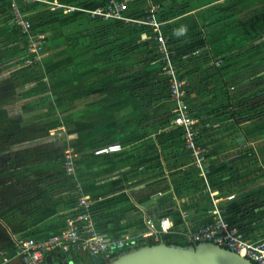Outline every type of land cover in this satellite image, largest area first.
<instances>
[{"label":"crops","instance_id":"1","mask_svg":"<svg viewBox=\"0 0 264 264\" xmlns=\"http://www.w3.org/2000/svg\"><path fill=\"white\" fill-rule=\"evenodd\" d=\"M123 1L127 6L125 14L132 17L139 16L148 2ZM92 2L95 1L0 0V42L8 44L3 46L0 43V65L3 64L8 70L17 73L14 77L21 78L20 83L14 85L8 81L9 75L5 80L0 77V93H4L1 97L4 103L0 104V111L5 109L8 117L14 119L22 114L21 111L33 112L34 108L39 106L42 109L43 106L44 114H49L46 113L49 110V101H53L50 98L43 99L50 94L49 90L44 91L42 87L47 88L50 84L65 88L72 82L77 93L74 98H78L74 101V117L69 118L70 124H65L64 118L62 123H50V116L43 123L47 128L50 125V128L66 126L65 130L76 129L67 133L71 136L69 145L72 146L71 153L74 155L72 176L66 178L67 174H61L63 171L55 168V163L50 165L52 168L43 170L39 169L40 167L26 169L28 165H25L26 168L22 170L10 169L11 174L6 183L8 188L0 190V242L6 241L8 244H4V249L0 251V264H22L17 259L4 260L8 258L5 257L7 247L13 239L56 233L64 226L66 218L75 215L74 204L79 195L86 196L92 202V215L95 217L97 231L106 236H128L139 240L146 229L145 222L158 221L161 216L169 217L172 222L173 218L181 219L184 228L201 225L207 223L214 208H218L231 224L250 238L264 239V217L257 220L254 218V215L256 217L264 212V119L238 128L236 124H232L229 114L222 113L224 108L229 109L226 103V89L212 87L220 83L219 77L220 81H226L227 74L222 72L220 75L218 68L223 69L228 63L222 64L219 60L212 66L216 75L208 74L206 69L198 72L193 68L201 62L205 66L207 61L190 56L181 62L180 69V75L187 81L184 101L189 110L199 112L202 117V122L199 123V137L203 143L209 144L208 162L211 166L225 168L214 176L213 181L219 183L225 177L238 171L244 172L251 166L262 167L259 176H256L258 170L246 174L245 177L251 174L254 177L246 183L238 185L240 182H235L233 185L213 187L217 191L218 199L217 207H214L197 179L186 145L171 146L179 140V136H169L176 127L167 116L175 112V104L168 98L167 93L161 98H130L125 88L118 90L119 93H115L117 89L101 92L107 87L105 81L104 87L103 84L98 86L94 82L88 84L87 89L81 88V82H93L99 75L97 59L94 56L97 49H92V45L96 48V32L102 30L100 33L104 35L107 33L104 30H108L109 26L107 22L94 19L81 11L67 13L61 8L53 9V6L60 3L86 8ZM13 5L20 9L26 19L37 24L45 38L42 53L47 51V56L43 55L38 67H17L16 60L22 56L26 43L18 32L14 34ZM170 10L167 11L169 16L164 26L168 39L179 41L198 33L195 30H199L200 23H203V14L183 10L177 14ZM191 31L195 32L186 35ZM149 36L155 43L154 38ZM218 39L219 37L214 35L206 38L208 42L215 41L209 46L212 45L213 51L217 52L225 45L221 44L223 40ZM87 47L92 49L91 52L87 51ZM67 49L73 50L72 53L60 54V51ZM12 52L16 53L13 59L9 57ZM190 60L194 63L193 66H189ZM142 61L144 67H140L135 73L121 74V78L129 74L135 78L162 67L161 62L155 60L153 55L143 56ZM104 64V71L108 73L111 69L109 62ZM220 64L223 66H219ZM41 66L47 72L43 74L44 77L38 73L42 70ZM109 75V78H112V73ZM236 84L237 82H233V86ZM229 88L233 89L232 86ZM60 91L62 95L65 94L63 89ZM93 92L100 93L103 97L99 100L92 99ZM54 93H57V88ZM82 96H89L83 108L80 104ZM24 101L28 103H22ZM79 125L89 127L78 130ZM56 140L53 138L46 141L44 144L50 145H47L48 153L44 157H40V153L37 154L36 159L30 163L38 164L42 160L54 159L55 157H51V151L53 141ZM114 143L121 144L122 150L109 154L94 153L96 148ZM31 151L34 153L37 150ZM4 153L10 151L4 150L0 152V156ZM29 154L27 150L26 156L29 157ZM22 155H25V150ZM8 157L13 159L14 155ZM0 160L4 162L1 171L5 168L4 155ZM4 179L5 177H0V183ZM229 194H234V197L229 198ZM235 203L238 206L232 209ZM247 214L252 215V219L247 218ZM130 226L136 227L135 230H130ZM72 252L73 255L67 256L69 261L94 264L87 252ZM52 255L54 257L55 253ZM82 257L85 258V263H78ZM56 260L59 262L58 258Z\"/></svg>","mask_w":264,"mask_h":264},{"label":"rangeland","instance_id":"2","mask_svg":"<svg viewBox=\"0 0 264 264\" xmlns=\"http://www.w3.org/2000/svg\"><path fill=\"white\" fill-rule=\"evenodd\" d=\"M261 1L262 0H161L160 1V3L162 2L161 6L159 4V8L157 10V18L160 19L163 25L165 26L166 20L169 16L167 11L170 9H171L170 10L171 12L174 11L177 14L181 10L188 11V12L193 11L194 13L203 14V17L201 19L203 23H200L201 25H199L198 27L199 30H195V31H198V33H202L205 38H210L211 35H214L215 37H219L220 40L219 39L218 40L219 41L223 40L221 44L224 43L225 45L223 46L222 50L217 52V51H213L212 45L209 46L210 45L209 44L205 46L202 50H200L198 53L193 54L194 56L191 55V57H196V58L200 57V58H204L205 61H207V65L204 66V63L201 62L199 65L193 68L198 72H201L204 69H206L208 70L207 71L208 74L213 73L214 75H216V72L214 70L215 68H213L212 66H215L216 62H218L219 60L222 61V64L223 62L228 63L225 66V68L224 67L223 69L218 68L219 70L218 72H220V75H222L221 74L222 72L223 73L225 72L228 78L226 79V81H223V80L220 81V77H219L220 83L212 87V88L221 87V89H227L226 96H228L227 94L228 92H230V90L231 92H234L237 89L235 93L237 94L238 92L243 91L245 88L254 87L256 82H259L261 84L263 83L262 82L263 80L249 82V78L258 76L259 74L264 72V23L256 26L255 28H253L251 31L247 33L242 32V26L240 25V21L242 20V15L244 14V11L247 9L250 10L251 7H254ZM162 13H165V14H162ZM107 25L109 26V29L104 30V31H107V33H105L104 35L100 33V31L102 30L96 32V36L94 38L96 48H94L92 45V49H97L96 51L97 53L96 54L93 53V54L97 59L96 61L97 67H98L97 72L99 75H97V78L93 82H89V80L81 82L82 83L81 88L85 87L87 89L88 84L94 83V82H96L98 86H102L100 84H103V87H104V81L107 86L104 88H111V87L119 86L121 84H125L123 88H125L128 91V94L130 96L131 94H134L135 92H139L140 90L144 89L145 84L143 83V81L129 84L130 82L129 80L133 78L132 75L129 74V76H124L123 78H121V74H124L127 72L135 73L140 67H144L142 63L143 62L142 59L145 54L146 45L147 46L152 45L153 39L149 36L151 34H149L145 30V28H142L138 26L137 24H126L127 27L124 25L125 28L123 27V24L121 25L118 23L116 24L107 23ZM195 31L187 32L186 35H192L193 32ZM165 37L168 40V37L167 36ZM0 43H2L3 46L8 45L6 44L7 42L6 43L0 42ZM243 44L248 45L244 50L236 51L225 58H222V56L220 57L218 56L219 53L225 50L234 49ZM26 47H27V43L23 47L22 56L20 55V57L16 60L18 62L17 67L32 66V64L26 65V63H24V60L28 56V53H25ZM43 47L44 45L42 46L40 53L35 55V56H40V59H38L36 62L38 61L42 62L43 55L44 57L47 56V51L45 53L43 51L42 53ZM92 49L87 47V51L89 52H91ZM72 51L73 50L71 49L69 50L67 49V51H60V54L72 53ZM212 52H217V53H212ZM14 55H16V53L12 52V54L9 55V57L13 59L15 58ZM146 60L147 59H145V61ZM210 61L211 63H209ZM108 62H109L108 66L109 68L111 67V69H109L107 73L104 71L105 70L104 63H108ZM189 62L191 63L189 66H193L194 63H192L191 60ZM38 63H35V65ZM222 64H220L219 66H221ZM36 67H38V65ZM0 68H1L0 77H3L1 79H4V78L7 79L9 75L10 80L8 81L12 82L14 85L21 80L20 77H14V75H16L17 73H14L8 70V68L4 67L3 64L0 65ZM40 69H42L41 71L40 70L38 71L40 75L47 73L43 66H41ZM19 72L20 70L18 71V73ZM109 73H112V76H111L112 78H109L110 76ZM106 78H108V80H105ZM233 82H237V84L234 85L235 87L234 90L229 87H226L227 84H230L231 86H233ZM69 83L70 84L67 85L65 88H62L60 85L52 86L51 84L48 85L47 88L45 86L42 87V90L44 91L49 90L48 94H50V96L43 97V99L50 98V100L53 101V103L49 101V107H48L49 110L48 112H46V113H49L47 114L48 116L44 114V111H45L43 109L44 107L42 106V109H41L38 106V108H34L33 112L21 111L22 114H19V116L14 118V121L16 120V123L18 121L20 123H26L27 125L32 124L33 125L32 127H35L36 132H34V130L33 132L27 131L25 138L21 139L20 141L16 140L17 142L15 143L16 145L10 146L8 151L15 152L17 150L21 154V153H24V150L34 149V150H37L36 152L38 154L40 153V156H45V154L48 153L46 152V150H47V145H49V143H47V145L44 143L54 138L57 140L53 141L54 143L52 145L53 151H51L52 153L51 157H55L57 153L66 155L67 152H73L72 146L69 145L71 136L65 132L66 126H64V128L63 127L61 128V126L60 127L56 126L57 128L55 127L50 128V125H49L47 128L46 124H43L44 121L49 116L51 119L50 123H53V124L62 123L63 118H64L66 121L65 124L67 123L70 124L69 118L72 119L74 117L73 116V109L75 105L74 101L75 99L77 101L78 98H74L76 97L77 93H76L73 83L72 82H69ZM223 83H224V86H222ZM55 88H57V93H54ZM62 89H63V93H65L64 95H62V91H60ZM116 91L117 92L115 93H119L120 90L119 91L116 90ZM123 92L125 91L123 90ZM261 92H264V90L257 93L260 101L264 100V93H261ZM3 94L4 93L2 92L0 93V99L3 96ZM231 95L233 94L231 93ZM101 96L102 95L100 93H94V92L91 93L92 99L99 100ZM88 99H89V96H82L80 104L83 105L85 102L87 103ZM252 100L254 102L257 99L253 98ZM25 102L27 101H24L22 103H25ZM236 102H238L237 99H234L233 97L232 98L228 97L226 103L227 105L231 104L229 105V108L232 109L234 108V105L237 104ZM84 105L82 106V108L84 107ZM262 112L263 111H259L255 114H252L250 118L255 117L258 119L260 118V114H262ZM24 118H26V120ZM242 120L244 119L241 118L239 121L242 122ZM14 121L0 123L1 143H7L8 142L7 138L10 136V132L16 131V125ZM24 126H25L24 130H26L27 126L26 125ZM20 131L21 129H17L16 133ZM4 154H10V153H4ZM3 163L4 162L0 160V165H2ZM42 163H45V161L42 160L36 165L31 163V165L33 166L30 167V169L34 167L42 168ZM2 167L3 165L0 168ZM56 167L57 165L55 166V168ZM48 168H52V167L48 166ZM19 170H22V169H19ZM72 174H67V176L66 175L65 176L66 178H69L70 176H72ZM6 186H7L6 183H5V186L3 185L0 186V190L8 188ZM2 200H4V197L2 198ZM94 220H95V217L93 218V222ZM180 227L183 228L184 226L181 225ZM134 228L136 227L130 226L129 229L135 230ZM102 235H105V234H102ZM144 240H146V238L142 239V241ZM5 242L6 241L0 242V251L4 249L5 247L4 244L7 243Z\"/></svg>","mask_w":264,"mask_h":264},{"label":"built area","instance_id":"3","mask_svg":"<svg viewBox=\"0 0 264 264\" xmlns=\"http://www.w3.org/2000/svg\"><path fill=\"white\" fill-rule=\"evenodd\" d=\"M106 5L95 9H86L74 5L56 3L53 9L61 8L67 13L81 11L94 19L104 22L131 23L146 27L155 40L157 51L161 54L162 65L169 76L168 98L175 104V114L171 123L180 127L183 131L186 148L189 151L191 165L197 172V179L204 188L211 204L217 207L216 192L213 189V181L209 177L208 153L209 146L205 145L198 136L199 122L190 114L189 106L184 101L186 96V82L177 71V64L170 61V51L167 38L164 33V25L157 18L159 0H148L144 7V15L136 18L127 16L126 2L123 0H104ZM12 22L18 25L24 35L28 53L24 60L26 65L37 63L44 38L43 35L32 29V22L24 17V14L15 5L12 6ZM146 29V30H147ZM39 62V61H38ZM122 146L119 143L102 145L94 150L96 155L119 152ZM74 155L67 152L65 155L64 169L67 174L74 172ZM234 194H229V198ZM75 215L65 219V224L56 233L47 236H20L13 239L12 256L4 258L17 259L22 264H47L46 257L56 252H69L73 250L84 251L91 256L95 255L105 260L111 258L114 253L138 245L137 240L128 236H106L99 234L95 222H93L92 202L86 196H78L74 208ZM145 231L141 238H152L159 241L162 235L179 236L188 244L199 242H213L221 247L242 254L255 264H264V239L250 238L237 226L231 224L218 208H214L210 221L201 225L175 228L171 219L167 216L158 221L147 220Z\"/></svg>","mask_w":264,"mask_h":264},{"label":"trees","instance_id":"4","mask_svg":"<svg viewBox=\"0 0 264 264\" xmlns=\"http://www.w3.org/2000/svg\"><path fill=\"white\" fill-rule=\"evenodd\" d=\"M95 2H92V4L86 6V9H95L97 7H103L106 5V1L104 0H94ZM144 15V12L142 11V13L137 16L142 17ZM136 17V18H137ZM31 21V20H30ZM102 21V20H101ZM32 22V21H31ZM107 23H113L116 24L115 22H107ZM264 23V0H262L261 2H259L257 5H255L254 7H251L250 10L247 9L244 11V14L242 15V20L240 21V25L242 26V32L243 33H247L249 31H251L253 28H255L256 26L263 24ZM40 24V23H39ZM119 24V23H118ZM121 25L123 24V27L125 28L126 24H131V23H120ZM125 25V26H124ZM127 27V26H126ZM141 27V26H140ZM32 29H36L37 32L42 33L41 30H39V28H37V24H34L32 22ZM147 29L146 27H142ZM14 34H16L18 32V34L20 36L23 37L24 42H26V39L24 37V35L20 32V28L18 25H14ZM147 31H149L147 29ZM150 32V31H149ZM45 40V38H44ZM215 43L214 42H207L206 38L204 37V35L202 33H198L190 38H185L179 41H173L171 39L167 40V45L170 51V61L173 63L177 64V71L181 74V62H183L184 59H186L187 57H190L193 54L198 53L200 50H202L205 46ZM26 45V44H25ZM248 45L247 44H243L240 45L234 49H228L225 50L221 53L218 54V56H222V58H225L229 55H231L232 53L239 51V50H244ZM155 56V60H159L161 62V65H164L165 62H162L161 60V54L158 53L157 51V47L156 44L153 42L152 45L147 46L146 45V50H145V57L148 56ZM221 59V58H220ZM38 63V62H37ZM39 66L38 64H33L32 66H28L29 67H36ZM180 77L182 78V76L180 75ZM169 80H170V76L162 69H159L157 71H153L150 73H145L141 76L135 77V78H131L129 81L130 83H137L140 81H143V83L145 84V88L140 90L139 92H135L134 94L130 95V98H137V97H144V96H151V97H157V98H161L165 93H168L169 90ZM259 80H263L262 84L259 82H256L254 87L252 88H245L243 91L236 93V90L234 92H228V97L229 98H234L237 99L238 102H236L237 104L234 105V108H224L223 110V114H229L232 118V124H236V126L238 128H243L244 126L253 123L254 121H258V120H263L264 119V100L260 101L259 100V96L257 95L258 92L264 90V72H262L261 74H259L258 76H254L249 78V82H255V81H259ZM125 84H121L119 86H115V87H111V88H103L101 90V92H105L107 90H111V89H117L120 90L121 88H123ZM231 85H226V87H230ZM233 90L235 89L234 86ZM227 90V89H226ZM229 91V90H228ZM231 93L234 95H231ZM253 98L257 99L256 101L253 102ZM3 100L0 99V104L3 105ZM231 104H228L227 106H229ZM259 111H263L262 114H260V118H255L252 117L250 118V116L252 114H255ZM175 112L171 115V116H167L169 117L168 120H172L174 117ZM190 114L192 117L198 119L199 123L202 122V117L200 116L199 112H195L190 110ZM249 117V118H248ZM243 118L244 120H242V122H240L239 120ZM246 119V120H245ZM254 120V121H252ZM10 121H14V119H10L4 110L0 111V123H4V122H10ZM15 125H16V131L17 129H21L20 132L14 131V132H10V136L7 138L8 142L7 143H1L0 140V152L4 151V150H9L10 146H12V144L17 143L16 140L20 141L21 139L25 138V135L27 134V131H32L34 130V132H36L35 127H31L29 128L28 125L26 123H20L16 120L14 121ZM22 124V125H20ZM27 126L26 130H24L25 126ZM79 129L78 130H82V129H87L86 127H89V125L84 126V125H79ZM77 128V127H76ZM74 128H69L68 130H66V133H72L74 132ZM15 133V134H14ZM33 135V134H32ZM170 137H176L179 136V140L176 141L175 143H173L171 146L173 147H177L179 145H184L185 146V139L183 136V131L180 127H176V129L171 132L169 134ZM199 136V134H198ZM205 145H209L207 143L204 142ZM26 151L25 150V155H22V153L20 154L19 152H10V154H3L5 157V168H3L0 171V177H5L4 181L0 183V186H5V183L8 182L9 180V175L11 174L10 169L11 170H18V169H25V165H28L26 169H30V167H32L33 165H31V161L35 160L37 157V152H32L31 150H28V153H30L29 157L26 156ZM14 153V154H13ZM246 154V153H245ZM3 155H1L0 157H2ZM9 155H14V158H9ZM40 157H44V156H40ZM9 158V159H8ZM57 158V159H56ZM53 159H48L47 161H45V163H42V168H39L41 170H43V168H48V166H50L51 164L55 163L57 165V169L61 170L63 172H61V174H65V169H64V162H65V155L63 154H59L57 153V155L55 156ZM30 163V164H29ZM34 165H36V163H33ZM47 166V167H46ZM35 168V167H34ZM208 168H209V177L212 179V181L214 180V176L217 175L219 172L224 171L225 168H221V167H214L211 166L210 163L208 162ZM194 169V168H193ZM258 170V173L256 174V176H259L262 170V167L259 165H255V166H251L249 167V169H247L244 172L238 171L233 173L230 176L225 177L224 179L221 180V182L216 183L215 181H213L212 186L213 187H224V186H228V185H233L235 184V182H240L238 185H241L243 183L248 182L249 180H251L253 177V175L251 174V176H246V174H248L250 171L251 173L254 171ZM196 172V171H195ZM60 173V172H59ZM263 173V172H262ZM197 176V172L195 173ZM249 175V174H248ZM28 176V175H27ZM215 182V183H214ZM74 202V201H73ZM77 203V198L75 201L74 206H76ZM238 205L235 203L234 205H232V209L236 208ZM252 215L247 214L246 217L247 218H251ZM164 217V216H161ZM264 217V212H261L259 214L254 215L255 220L257 219H261ZM173 224L175 228H179V226L181 225L182 221L179 218H173ZM250 219V220H251ZM210 221V220H209ZM180 229V228H179ZM31 236V235H30ZM159 242H165L167 244H181V245H186L188 244L185 241H182V239L179 236H175V235H162L159 241H154L152 238H149L147 240L142 241V238H139V240H137L138 245L139 244H157ZM13 243L9 244V246L7 247V255L5 257H10L12 256V251H13ZM126 250V249H123ZM121 250V251H123ZM120 251V252H121ZM118 253H114L112 255L116 256Z\"/></svg>","mask_w":264,"mask_h":264},{"label":"water","instance_id":"5","mask_svg":"<svg viewBox=\"0 0 264 264\" xmlns=\"http://www.w3.org/2000/svg\"><path fill=\"white\" fill-rule=\"evenodd\" d=\"M264 93V92H261ZM69 252H56L46 257L47 264H77L68 260ZM59 262H56V259ZM94 264H255L242 254L221 247L213 242L196 244H139L121 251L116 256L101 259L91 256ZM85 258L78 260L83 263Z\"/></svg>","mask_w":264,"mask_h":264}]
</instances>
